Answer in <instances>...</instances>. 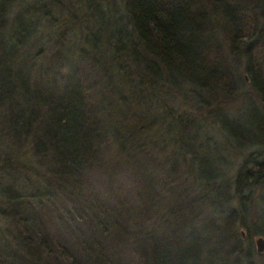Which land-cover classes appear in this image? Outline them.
<instances>
[{"label":"trees","instance_id":"16d2710c","mask_svg":"<svg viewBox=\"0 0 264 264\" xmlns=\"http://www.w3.org/2000/svg\"><path fill=\"white\" fill-rule=\"evenodd\" d=\"M83 1L114 15L97 39L80 0H0V264H255L264 0ZM55 8L73 18L54 33ZM244 96L261 137L224 109ZM204 132L241 159L233 177L231 160L190 180L205 154L184 136Z\"/></svg>","mask_w":264,"mask_h":264},{"label":"rangeland","instance_id":"374dc122","mask_svg":"<svg viewBox=\"0 0 264 264\" xmlns=\"http://www.w3.org/2000/svg\"><path fill=\"white\" fill-rule=\"evenodd\" d=\"M17 1V5H20L23 0H16ZM62 2H68L70 1L69 3H72V6H74V0H61ZM43 5L46 6V8L48 9V6H49V0H43ZM99 5V9H103L104 7V3H101L99 2L98 3ZM89 4L87 2H84L83 0H80V3L79 5L76 7V11H77V14L74 12L75 16L77 15L78 17H80L83 21V19L85 18V16H89L90 17V20H88V22H82L80 24V34L81 36H83L84 38L87 37V39H97L99 37V33H100V30H102V27L100 26V23L102 22H112L113 20V17L114 15L111 13V14H107V12H103L105 13V15L103 16L102 13H97L96 10L93 12V13H89ZM109 8V6L106 4V10ZM56 10L52 11L51 13V17L54 18L52 20V23L53 25H55L56 27L54 28V33L55 32H58V31H61L62 28L66 25V18H67V15L64 14V12H67L66 10H60V9H57L55 8ZM64 9V8H63ZM39 14V13H37ZM68 14V12H67ZM73 14V15H74ZM69 15V14H68ZM71 15V14H70ZM69 15V16H70ZM33 17L31 16H28L27 17V22L31 21ZM72 15L69 17V21L72 20ZM94 20V21H91ZM44 25H47V23L43 22V25H42V28L44 29L45 26ZM113 26V25H112ZM41 29V28H40ZM37 31L36 33V36L35 38H38L39 37V30ZM42 29V31H43ZM103 31V30H102ZM79 32L75 30H73V35H76L78 34ZM71 37H73L72 35H70ZM109 36L107 35L104 39H108ZM246 92H248V96L250 97V99L253 100V104L256 105V107H258V109H260V102H259V99L258 98H255L251 92H250V89H246ZM246 96H244L242 99H240L239 101H236V102H232L230 104H226L224 106V109L226 108L227 109V112L229 110L231 111H234L235 110V119H236V122H243V123H246L248 121V124L249 123H254L252 124V133H243V132H236L237 135L241 138H245V137H249V138H258L259 136L261 137L262 135V131L258 128H256L255 124H256V113H255V110L253 109L252 105L250 103H248L247 101L245 102L244 100ZM167 98V97H164V99ZM169 99V98H167ZM171 99V98H170ZM238 100V99H237ZM243 102V104H241ZM240 106V107H239ZM239 107V108H238ZM242 107V108H241ZM206 129H208L206 127ZM157 132H159V134L162 132L163 134V131L161 130L160 131V128L157 130ZM214 133V134H213ZM213 133H209V132H204V133H198L197 134V140H192L193 138V135H187V136H184V143L186 144H189V143H195L196 145L198 146H202L203 147V154H205L204 156H200L198 157L199 159H197L192 167V170H190V180L195 182L198 181L199 179V182L200 181H203L202 179V173H201V169H202V166H210L211 168H213L214 170H220L221 172L225 170V165H228L229 166V162L231 160L232 161V164L234 166L233 169L229 172V176L226 175V177H233V173H235L234 171L236 170V166H238V161H240L241 159L239 157H234V158H231L230 156V153L227 151L228 149V146L225 145V142H224V139L223 138H220V141H218V133L217 132H213ZM217 133V134H216ZM216 134V135H215ZM225 133H223L222 135H224ZM253 134V135H252ZM216 137V141L215 140H212V143H209L208 145H206V140L208 137ZM220 142L219 146H216L217 143ZM241 143V140H237L236 143ZM224 145H222V144ZM224 149L226 151H224ZM206 158L209 163L208 164H202L200 163V160ZM224 162V163H223ZM231 164V165H232ZM228 171V170H227ZM33 173L32 172H27L23 175V177L26 178V180L28 181V183L30 182V179L33 180V184L35 185V178L33 177ZM2 179V176H1V172H0V181ZM43 182V180H41ZM40 181V182H41ZM190 181V182H191ZM256 196H252V201L249 205L250 208H248V215L246 216V225L249 227V225L251 226H255L257 224V216H258V211L261 212V215L262 213L264 212V191H262L261 195H260V199H258L257 201L254 202ZM252 205V206H251ZM232 208H235V209H238V205L236 203H234L233 205H231ZM257 209V210H256ZM213 211V210H212ZM210 211V214L213 215V212ZM2 223L0 221V227H1ZM4 226V225H2ZM263 231H264V219H262V223H261V227H260ZM240 235H241V238L243 240H246L247 238V232L246 230L243 228V227H239L238 229ZM264 239L263 236H259V237H256L254 238L250 243L252 244L253 246V249L256 250V241L258 239ZM258 254V253H257ZM253 255L251 261L254 262L255 264H264V252L263 253H260L258 255Z\"/></svg>","mask_w":264,"mask_h":264},{"label":"water","instance_id":"95a60500","mask_svg":"<svg viewBox=\"0 0 264 264\" xmlns=\"http://www.w3.org/2000/svg\"><path fill=\"white\" fill-rule=\"evenodd\" d=\"M256 252L258 254L264 252V239L260 238L256 241Z\"/></svg>","mask_w":264,"mask_h":264}]
</instances>
